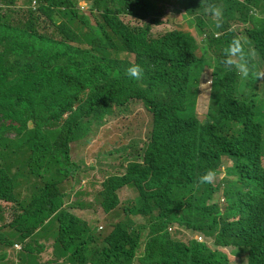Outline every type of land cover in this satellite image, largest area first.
<instances>
[{
    "label": "clouds",
    "instance_id": "obj_1",
    "mask_svg": "<svg viewBox=\"0 0 264 264\" xmlns=\"http://www.w3.org/2000/svg\"><path fill=\"white\" fill-rule=\"evenodd\" d=\"M21 1L22 5L17 3L21 14L29 15L25 18L40 23L41 32L53 50L60 52L71 67V83L66 98H50L41 104L38 114L32 113L25 86L31 89L48 87L54 70L45 67L43 61L39 65L25 62L27 67L21 62L16 65L3 63L1 56L6 45L5 30L2 29L0 149L19 151L29 148L43 132L50 144H67L71 164H75L71 159L73 146L81 141L89 147L95 143L102 147L108 141L114 148L111 155L119 156L121 160L109 165L103 174L94 164L86 170L77 164L78 168H70L76 171L79 185L71 199H66L62 210L69 213L66 219L76 225L73 228L64 223V218L55 222L53 217L45 218V215L34 212L27 217L28 210L0 200V264H264V178H254L242 190L231 186L239 203L230 201L224 195L227 187L224 180L230 178L233 182L238 176L228 175L227 169L234 165V160L226 155L222 157L224 161H221L219 174L214 169H207L198 177L201 185H222V189L208 200V205H217L220 211L218 223L212 231L201 228L200 218L190 221L188 210L163 219L159 211L154 209L149 213L139 205L140 201L155 197L186 205L172 191L169 181H177L178 186L186 184L185 179L194 161L212 158L221 152L220 137L226 145L235 143L237 136L231 120L236 123L247 120L246 111L236 110L247 97L253 96L264 103V43L260 40L264 36V0H168L158 4L154 16L140 7L117 10L121 25L110 24L108 31H103L105 34L120 29L127 39H132L134 33L129 28L148 29L145 41L164 44L171 38L168 33L176 32L178 28L166 31L161 26L163 18L172 12L175 19L178 15L181 20L179 24L183 26L180 27L195 36L200 45L206 44L209 38L203 30L216 31L215 42L229 38L222 40L227 47L215 63H208L202 49L198 52L200 57L189 58V84L193 86L197 106L194 110L179 109V99L171 97L175 119L161 125L170 134L164 138L152 129L153 117L148 103L153 100V95L147 92L149 78L145 63L136 54L123 51L124 46L106 42L104 54L99 55L89 44L75 41L76 33L90 30L85 18L90 16V22L96 23V9H104L105 6L101 7L98 0L18 2ZM107 8L112 12L110 7ZM23 9L26 12L22 13ZM93 9L95 13L92 15ZM194 24L199 28L195 29ZM173 35L178 39L177 33ZM171 40L172 45L177 44L173 38ZM69 47L74 49L73 58L65 53ZM114 51H119L117 57ZM160 54L164 56L166 53ZM176 57L161 58L157 66L164 73ZM147 58L154 65L153 55ZM200 59L205 63L197 64ZM80 67L87 68L89 73L78 74ZM8 69H12L22 81L20 88L11 84L10 75L5 73ZM199 98H202V103H207L204 120L199 116L202 112V103L198 107ZM153 102L161 107L157 101ZM84 105L89 106L88 109L80 112L79 107ZM147 116L151 120V133L143 147L142 143L140 146L134 143L133 125ZM37 119L42 126L37 125ZM257 122L264 142V108L258 110ZM195 123V133L190 138L183 137ZM35 128L41 132L35 133ZM156 142L162 149L180 150L166 155L165 162L156 167L158 170L164 167L171 169L161 174L163 186L141 188L137 184L125 185L115 191L117 207L106 209L107 191H104L103 184L111 176L136 173L142 178L153 177L156 156L152 148ZM236 147L238 152L242 144L236 142ZM127 150H130L129 154ZM226 150L228 154L232 148L227 147ZM246 158L260 162L264 168V154L259 157L253 153ZM20 161L33 160L17 158L10 175L22 171ZM91 167L94 170H90ZM1 169L0 163V175L5 176ZM222 171L226 176L219 181ZM96 173L101 177L99 180L104 179L99 186ZM26 190L27 187L23 188L21 193L25 194ZM149 194L152 196L148 197ZM1 203L9 205L7 210ZM179 236H185L186 241L180 240ZM226 250L232 251L237 262L232 261Z\"/></svg>",
    "mask_w": 264,
    "mask_h": 264
},
{
    "label": "trees",
    "instance_id": "obj_2",
    "mask_svg": "<svg viewBox=\"0 0 264 264\" xmlns=\"http://www.w3.org/2000/svg\"><path fill=\"white\" fill-rule=\"evenodd\" d=\"M18 1L0 0V3L4 4H0V32L2 29L5 30L4 41L6 45L5 53L1 56V59L7 65L10 63L16 65L18 62H21L25 67H27L25 62L39 65L43 61L45 67L53 68L52 81L48 87H40V94L36 92V89L25 86L27 91L26 98L32 106V113L38 114L44 101L50 98L54 100L66 98L69 94L71 67L60 52H57L55 49L53 50L46 35L41 32L40 23L35 22L32 18H25V16L29 15L21 14V10L17 7L19 6L17 4ZM167 1L98 0V4L101 7L105 6V8L96 9V23L92 24L89 19L90 16H87L85 20L87 19V25L90 27V30L76 33L77 36L75 37V41L89 44L99 55L104 54L106 42L124 46L123 51L136 54L137 58L145 63L149 78L147 92L149 95H153L152 99L161 105L159 107L153 100L148 103L153 117L152 129L158 131L163 138L166 135L168 137L170 134L163 130L161 125H167L175 119L173 115L174 111L171 110V106L174 105L171 97L175 96L179 99L177 105L179 109L189 108L190 110H194L197 106L196 96L192 91L193 86L191 85L190 87L189 84V58L195 55L200 57L198 52L202 49L205 54L203 57H205L208 63L213 64L220 57V53L224 52V49L227 47L222 40L229 39L228 37H224L215 42L216 31L203 30L205 34L209 35V38L206 44L200 45L196 37L189 33L183 34L182 39L178 35V39H176L173 35L176 32H170L168 33L169 36L177 42V44L172 45L171 38L164 44L157 41H145L148 29L129 28L134 33V38L132 39H127L124 31L120 29L110 31L109 34L104 33L108 31L110 24L121 25L116 13L118 9L121 12L124 11V8L140 7L154 16L157 14L156 9L158 4ZM64 5L67 8L70 7L68 3H64ZM107 7H110L112 12ZM23 12L26 11L23 9ZM91 12L93 15L95 10L93 9ZM112 15L114 17L113 21ZM153 20L157 22L156 19ZM194 27L195 29L199 28L196 24H194ZM214 29L216 30V27ZM260 40L264 43V36ZM73 51L74 49L69 47L66 48L65 53L73 58ZM160 52H165L166 54L162 56ZM118 53L119 51H114L115 57H117ZM29 55L30 57H27ZM148 55H153L154 65L149 62ZM170 55L173 58L177 57L172 61V66H168L163 73L157 64H159L161 58H169ZM204 63L203 59L197 62V64ZM5 67L7 68L8 66ZM5 73L10 75L9 80L15 87L20 88L23 85L22 81L13 74L12 69L5 70ZM88 73L87 68L80 67L78 70V74ZM162 74L163 78H161ZM88 107L87 105L80 106L79 111L84 112ZM263 108L264 103L262 101L254 99L253 96L247 97L236 109L237 111H246L247 120L241 123H236L234 119L231 120L234 133L237 136L235 143L226 145L224 139L220 137L221 152L212 158L194 161L185 179L186 184L178 186L177 181H169L172 191L178 194L187 206L169 201L166 198L155 197L146 202L140 201V207L148 210L149 213H153L154 209L159 211L163 219H168L179 211L188 210L190 221L200 218L202 220L201 228L212 231L218 223L220 211L217 205H208V200H211L212 196H215L216 192L222 189V185H215L214 183L201 185L198 182V177L207 169H214L219 174V167H221L224 161V159L222 161V157L226 155L225 157L232 158L234 165L229 167L227 172L228 175L238 176V179L233 182L230 178L224 180V184L227 186L224 190V195L235 203H239V199L234 195L231 186H236L242 190L254 178H264V168L261 163H256L246 158V156H252L253 153L259 157L264 154V142L261 139L260 125L257 122L258 110ZM37 125L42 126L39 119H37ZM193 126L192 129H188L189 133L187 135L182 136L190 138V135L195 133L197 124L195 123ZM34 131L35 133L41 132L37 128ZM236 142L242 144V148H239L238 152L236 151ZM227 147L232 148V151H229L228 154L225 153ZM178 151L180 150L162 149L159 142L154 144L152 152L156 156V166L151 179L142 178L136 173H129L123 177L111 176L103 184V187H105L104 191H107L104 201L105 208L111 210L117 207L118 197L115 191L125 185L137 184L141 188H152L155 185L163 186L164 180L161 178V174L163 172H170L171 169L164 167L158 170L156 167L158 164L165 162L166 155H171ZM67 153V144H50L43 132L32 141L29 148H23L19 151L0 149L1 170L5 174V176L0 175V200L14 203L17 207L24 209V211L28 210V213H26L27 217L30 216L31 212H34L45 215V218L53 217L52 221L55 222L64 218V223L68 227H75V224L67 222L69 220L66 217L69 213L62 210L66 199H71L75 188L79 185L75 177L76 171L70 169L78 167L70 163ZM20 157L33 161H20L22 171L10 175L9 172L13 163ZM90 170H94V168L91 167ZM25 187H27V190L23 194L21 190ZM151 196V194L148 195V197Z\"/></svg>",
    "mask_w": 264,
    "mask_h": 264
},
{
    "label": "rangeland",
    "instance_id": "obj_3",
    "mask_svg": "<svg viewBox=\"0 0 264 264\" xmlns=\"http://www.w3.org/2000/svg\"><path fill=\"white\" fill-rule=\"evenodd\" d=\"M18 4L22 5L23 1L18 2ZM175 14L169 13L167 14L164 18H163V25H161L166 31H172L175 28L176 29V33L181 37V39L183 38V34H185L186 32L184 31V29L180 26H183V24H179L180 23V19L177 18L175 19ZM188 30V27H187ZM36 92L38 94H40V88L36 89ZM202 103V98H199V103H198V107L200 106V104ZM207 109V103L203 102L201 105V111L199 112V116L201 120L205 119V115L203 113H205ZM151 125V120L150 118L147 116V118H141L139 121H137L136 123H134V130H135V142L137 143L139 146V143H142V146L144 147L145 144L148 142V139L150 137V133L151 131L149 130V126ZM132 138V137H131ZM131 138L128 140V144L131 140ZM73 152H71V159L72 162L81 166V168L85 167L86 168L90 165V164H94L95 167L99 170V173L103 174L105 172V169L111 165V164H116L118 163L121 159L119 156H112L111 152L114 151V148L111 144H108V141L101 147L98 143H95L94 145H92L91 147H89L87 145L86 142L81 141L77 144V146H73ZM140 149L141 148H137ZM106 151H109L108 153H106ZM127 153H130V150H127ZM76 154V155H74ZM81 154V155H79ZM228 166V165H227ZM225 172L222 171V174L219 176V181H222L223 178H225ZM96 177V182L98 183V186L100 185V183L104 180H99L101 177L96 173L95 174ZM128 194H130V192H128ZM224 205V201L222 200L221 202ZM1 206L4 207L6 209V207H8L9 205L6 203H1ZM7 210V209H6ZM8 214V212H6L5 216ZM179 239L182 241H186V237L185 236H179ZM227 254L231 255V259L233 262H237V259L233 256L232 251L231 250H226Z\"/></svg>",
    "mask_w": 264,
    "mask_h": 264
}]
</instances>
